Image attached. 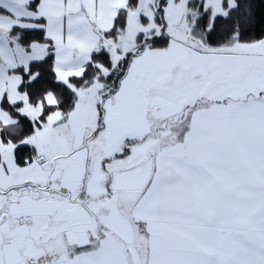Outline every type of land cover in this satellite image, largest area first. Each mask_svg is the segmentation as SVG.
Listing matches in <instances>:
<instances>
[{
    "label": "snow or ice",
    "instance_id": "6c2138e0",
    "mask_svg": "<svg viewBox=\"0 0 264 264\" xmlns=\"http://www.w3.org/2000/svg\"><path fill=\"white\" fill-rule=\"evenodd\" d=\"M0 264H264V0H0Z\"/></svg>",
    "mask_w": 264,
    "mask_h": 264
}]
</instances>
